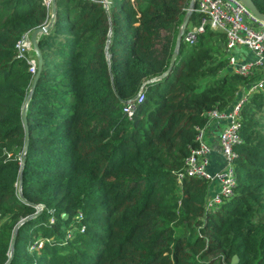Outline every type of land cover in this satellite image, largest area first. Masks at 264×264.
Masks as SVG:
<instances>
[{"label": "trees", "instance_id": "1", "mask_svg": "<svg viewBox=\"0 0 264 264\" xmlns=\"http://www.w3.org/2000/svg\"><path fill=\"white\" fill-rule=\"evenodd\" d=\"M189 2L55 0L33 83L16 42L51 8L0 0V264H264V81L241 105L233 194L205 211L209 180H178L208 112L264 66L234 72L207 24L186 40L193 10L171 69L149 80L169 66Z\"/></svg>", "mask_w": 264, "mask_h": 264}, {"label": "built area", "instance_id": "2", "mask_svg": "<svg viewBox=\"0 0 264 264\" xmlns=\"http://www.w3.org/2000/svg\"><path fill=\"white\" fill-rule=\"evenodd\" d=\"M54 0H42L46 7L51 8ZM108 11L110 0H100ZM194 11L200 13L199 23L187 29L184 37L192 42L197 33L204 31L205 25L214 30L225 33V51L230 68L246 77H251L264 65V20L258 18L242 0H195ZM49 22V21H48ZM47 22V23H48ZM31 32L25 31L16 42L17 54L25 56L29 62V70L34 74L37 68V59L33 56V45L30 39ZM244 47L251 52L252 58L241 60L236 52L237 47ZM264 78L252 83L247 91L242 93L229 109H214L208 112L210 119L222 122L217 142L221 148L222 163L217 169H208L213 146L205 139V128H200L196 138L199 144L191 149L185 159L183 170L178 175L180 180L184 175H197L209 180L207 197L204 203L205 211L216 209L220 203L233 194L236 184L234 164V145L241 140L239 133L241 126V105L246 99L247 92L263 83ZM143 94L138 93L139 100ZM133 101H127L123 110L131 115ZM214 184L212 191L211 185Z\"/></svg>", "mask_w": 264, "mask_h": 264}, {"label": "water", "instance_id": "3", "mask_svg": "<svg viewBox=\"0 0 264 264\" xmlns=\"http://www.w3.org/2000/svg\"><path fill=\"white\" fill-rule=\"evenodd\" d=\"M248 7L249 9L258 17L260 18L261 20H264V13L263 12H260L256 5L254 4L253 0H242ZM194 6H195V0H190L189 2V5L187 7V10H186V13L183 17V20H182V23L180 25V28H179V31H178V34H177V38H176V46L172 52V55L170 57V63H169V66L167 67V69L149 79V80H156V79H159L161 77H163L172 67L173 63H174V59L178 53V47H179V43H180V40H181V36L183 35L184 31H185V27L187 25V22H188V19L194 9ZM55 11H56V7H55V0L52 2L51 4V19L49 20L48 23L44 24V25H40L36 28H34L32 31H31V34H30V39H31V42H32V45H33V49L35 50V53H36V56H37V71L35 72V75H34V78H33V83L35 82L37 76H38V73H39V70H40V67H41V64H42V57H41V52H40V48L38 46V35L42 32H45L53 17H54V14H55ZM29 99V94L26 98V101H28ZM22 120H23V125H24V128H25V137L27 138L28 137V128H27V120H26V116H25V106L22 108ZM25 159V157L23 156V160ZM24 219V218H23ZM21 219L18 223H17V226L22 222ZM17 226L15 227V230H14V233H13V236H12V239H11V247L13 246V242H14V237H15V233H16V229H17ZM11 253L12 251L10 252V256L7 260V262L9 261L10 257H11ZM236 259V257H234V260Z\"/></svg>", "mask_w": 264, "mask_h": 264}, {"label": "crops", "instance_id": "4", "mask_svg": "<svg viewBox=\"0 0 264 264\" xmlns=\"http://www.w3.org/2000/svg\"><path fill=\"white\" fill-rule=\"evenodd\" d=\"M234 52H236L237 56L241 60H246V59H249V58L253 57L251 52L249 50H247L246 48H244V47H239L238 46L237 48H235ZM245 89L246 88H242V89L239 90L237 98L242 93L245 92ZM221 124H222V122L220 120L211 119L209 121V123L207 124V126L205 127V138H206V141L213 146V151L211 152V155H210V160L211 161H210V164L208 166V169L211 170V171L217 169L219 166H221V163H222L221 148H220V146H219V144L217 142V137H218V133H219V129H220V125ZM213 186H214V184L211 185V188H210L211 191H212Z\"/></svg>", "mask_w": 264, "mask_h": 264}, {"label": "rangeland", "instance_id": "5", "mask_svg": "<svg viewBox=\"0 0 264 264\" xmlns=\"http://www.w3.org/2000/svg\"><path fill=\"white\" fill-rule=\"evenodd\" d=\"M205 133V132H204ZM206 139V138H205Z\"/></svg>", "mask_w": 264, "mask_h": 264}]
</instances>
